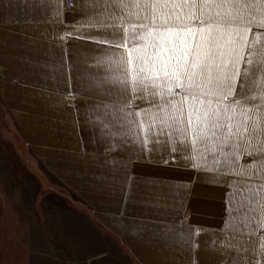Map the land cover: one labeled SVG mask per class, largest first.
Listing matches in <instances>:
<instances>
[{"label":"snow or ice","instance_id":"snow-or-ice-1","mask_svg":"<svg viewBox=\"0 0 264 264\" xmlns=\"http://www.w3.org/2000/svg\"><path fill=\"white\" fill-rule=\"evenodd\" d=\"M24 3L39 15L0 18V50L27 48L17 60L45 82L40 99L74 113L73 155L94 161L104 149L115 152L105 133L138 145L129 160L104 157L113 167L90 185L98 214L149 247L153 264H201V254L206 264H264V0ZM85 9L95 32L41 28L76 21ZM84 131L92 153L81 146ZM145 159L187 179L131 176ZM198 184L222 191V211L203 244L194 236L206 230L179 220Z\"/></svg>","mask_w":264,"mask_h":264},{"label":"crops","instance_id":"crops-1","mask_svg":"<svg viewBox=\"0 0 264 264\" xmlns=\"http://www.w3.org/2000/svg\"><path fill=\"white\" fill-rule=\"evenodd\" d=\"M33 15L38 16L39 14L25 4L24 0H0V18H19L23 20ZM92 16L93 14L85 9V14L78 16L76 21H72L69 17L65 20L64 25L57 21L41 24V28L46 27L49 31L54 30L62 35L70 33L73 36L83 37L84 33L90 30L95 32V29L90 28L91 24L96 23L95 19H90ZM68 24L74 26H65ZM0 27H4V25L0 24ZM11 27L15 28L17 26L12 25ZM19 27L22 29L23 25ZM29 34H32L31 30ZM9 39L13 38L10 37ZM15 39L20 38L15 37ZM107 51L109 54L119 55V53H113L111 49ZM21 54H28V49L10 45L7 49L0 50V69L7 68V75L0 71V78L3 79L1 86V91L3 90V93L1 92L2 101L17 120L20 130L29 141L33 153L42 165L70 190L76 200H80L82 204L88 206L87 208L94 211L95 215V218H91L89 215L71 208L47 213L46 224L48 229L55 234L61 245L88 248L90 254L94 253L95 256L99 257H102V251H105L103 254L106 255L107 247L113 246L115 242L112 233H115L120 237L123 245L133 248L143 262L153 264L155 258L149 247L137 242L130 236L122 235L112 226L110 218L98 214L97 208L100 197L90 187L94 183V176L104 174L113 167L111 163H105L104 157L114 158L117 162L129 160L131 158L130 154L138 145L132 143L131 137L126 139L118 132L114 136L105 133L103 139L106 143L116 146L115 152L104 149L98 153L99 159L94 161H82L74 156L72 149L75 147L77 133L79 132V129L75 132L72 129L74 113L63 108L50 109L40 99L38 88L44 85L45 82L34 76L26 65L18 62L17 56ZM6 85L8 86L5 87ZM56 86V81L49 79L46 82L48 89H53ZM112 131L116 130L113 129ZM80 135L81 146H83L87 144L89 133L84 131ZM97 135H100L99 130H97ZM87 151L92 153L91 144H87ZM116 166L118 167L119 163ZM130 175L140 180L148 177L166 178L168 180L187 179L184 172L164 169L157 163L150 162L147 159L135 163ZM122 196V192L116 193L115 200H121ZM221 211V189L198 184L179 215V220L184 225H191L193 230L197 228L205 229L206 233L201 234L199 237L194 236L195 240L203 244L211 239V233L208 230L216 226ZM186 212L189 215L185 221ZM47 245L43 240L36 242V240L31 239L30 241L31 249ZM38 255L39 252L33 250L34 259H32L31 264H62L59 259L51 254L40 255V259L37 258ZM106 257L96 258V261L104 262ZM200 261L201 264H206L203 254H201Z\"/></svg>","mask_w":264,"mask_h":264},{"label":"rangeland","instance_id":"rangeland-1","mask_svg":"<svg viewBox=\"0 0 264 264\" xmlns=\"http://www.w3.org/2000/svg\"><path fill=\"white\" fill-rule=\"evenodd\" d=\"M2 81L0 78V264H31L33 250L39 252L38 259L51 254L62 264H146L115 233V243L107 247L106 255L101 252L102 257L90 254L88 248L59 243L47 227V213L71 208L95 218L94 211L76 200L35 156L17 120L2 101ZM188 215L186 212L185 221ZM31 239L43 240L48 245L31 249ZM103 255L107 256L106 261L97 262L96 258Z\"/></svg>","mask_w":264,"mask_h":264}]
</instances>
